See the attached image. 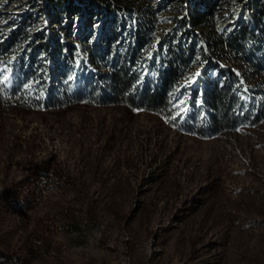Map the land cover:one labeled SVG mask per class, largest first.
Listing matches in <instances>:
<instances>
[{"label": "rangeland", "instance_id": "374dc122", "mask_svg": "<svg viewBox=\"0 0 264 264\" xmlns=\"http://www.w3.org/2000/svg\"><path fill=\"white\" fill-rule=\"evenodd\" d=\"M36 2L0 6V45L15 66L0 71V264H264V85L248 59L218 53L223 74L193 52L164 117L114 98L105 78L124 53L147 67L181 0H125L133 13L157 9L153 37L133 55L129 35L104 45L99 21L90 40L61 49L31 26L12 46V20L31 9L37 27L61 28ZM208 31L189 36L191 47ZM255 48L252 63L263 60ZM61 84L71 102L58 105ZM244 84L232 117L215 122L210 93Z\"/></svg>", "mask_w": 264, "mask_h": 264}, {"label": "trees", "instance_id": "16d2710c", "mask_svg": "<svg viewBox=\"0 0 264 264\" xmlns=\"http://www.w3.org/2000/svg\"><path fill=\"white\" fill-rule=\"evenodd\" d=\"M69 1L72 3V0H48V3L52 13L57 14L58 10H62L64 6L69 4ZM200 4L201 3L197 2L195 10L193 11L195 13H193L195 15L194 21L197 23L199 22L201 28L209 29L206 41L209 52L203 55V61L205 63L218 65L219 67V63L216 61L218 53H221L223 56H226L227 59L236 63L248 59V63L253 69L251 74L255 76V78H259L260 83L264 85V72H262V69L257 68L262 60L259 56L256 58H258L260 62H255L256 58H254L253 63L252 60H249L250 55H258L254 53L256 51L255 46L257 44H263V31L249 29L241 25L238 26L230 36L225 37L219 34L216 23L211 16L207 18L200 17L202 13L206 12L202 10ZM254 5L259 14L264 12V0H254ZM96 6L99 9H101V6H104L113 14L131 7L127 5L125 0H99ZM139 9L137 15V39L134 44L132 42L128 47V52H130L131 55L141 52L142 48L150 42V35L153 30H155L156 26L154 9L149 4L147 6L141 5ZM207 11H209V7H207ZM187 21L188 18L185 16L178 18L176 15L173 26L162 33L158 44L152 50L150 58L146 59V61L149 62L147 67L142 65L141 58L139 57L134 58L139 65V68L135 67L132 64L134 60H127V58L125 59V54L127 53L122 54L124 59L120 61L119 65L113 67L105 78L106 90L112 92L113 97L119 101L126 102L132 106L145 109L164 117L171 116L174 112V108L170 104L169 94L173 88L180 83L181 78L184 77L188 68L191 66V54L193 53V49L189 44V36L193 35L184 36L183 34V36H179V29L182 28ZM15 26L16 27L13 28L12 39L9 40L12 46L19 40L29 38L30 34L27 32V26L32 27V24L25 19L18 24L15 23ZM116 28V24H110L106 28L107 40L105 45L111 42L113 38L116 39ZM31 38H33V36ZM51 40L55 42L58 49H61L65 43L61 41L60 36L56 35ZM86 45L87 46L82 47L85 52L91 51L94 47L90 43ZM259 51L261 54L262 51ZM94 52V59H99L98 52ZM10 53L11 51L0 45V71H2V75L9 73L12 66V70H15L12 58H10ZM23 56L25 57V55ZM32 63L31 61L25 62V67L30 69L35 66L36 71L39 66H37V64L33 65ZM220 71L223 74L229 73L227 67L224 68V66L220 67ZM52 73L51 71L50 74ZM230 73L232 72L230 71ZM139 79L142 80V82H140ZM43 95L48 96L46 92ZM234 95H237L234 89H232V92H229L225 88H221L220 90L215 89L210 93L206 103L212 109L213 113L218 116L213 119L215 122L232 117L230 115V107L240 101V98H236ZM262 100H264V97ZM54 101H57L58 105L60 103L71 102L65 84H61L57 87V95ZM257 106L260 107L263 111H261V114L264 115V102H260ZM188 200L189 199H186L187 202ZM187 202H184V204H187Z\"/></svg>", "mask_w": 264, "mask_h": 264}, {"label": "bare ground", "instance_id": "6f19581e", "mask_svg": "<svg viewBox=\"0 0 264 264\" xmlns=\"http://www.w3.org/2000/svg\"><path fill=\"white\" fill-rule=\"evenodd\" d=\"M36 1H37L36 2L37 5H40V7L42 6V4L43 7H46V11H48V13L51 15V19L53 20L54 23L57 24L58 22H60L62 24L61 28L57 30V33H54V30H52L53 32H47L48 30L46 28L48 26L47 24H45L46 22H44V24L40 27L36 26L39 17L37 16V14H39L37 11L38 8L31 9L28 11V13L26 12L25 15L14 18L12 21L14 24L15 23L18 24L25 19L28 20L32 24V29L34 28L35 32H40L43 34V36H46V40L53 39L55 35L60 36L61 41L65 43L71 41V39L86 40V37L89 39L90 36L96 34V30H97L96 25L98 24L97 23L98 21L100 22V24L97 27L103 26L102 28L105 29L110 24L117 25L116 43H118L119 40H122V36L124 35H129V38L131 39L133 44L137 39L136 36L138 29L137 15L139 12L135 11L133 13L131 11L132 9L131 7L119 11V13L113 14L110 12V10L108 11V9L104 6H101V9H99L96 6L99 0H72V3H70L71 1H69V4L64 6L62 10H58L57 14H53L49 7L48 0H36ZM197 2L201 3L200 5L202 6V10L206 11L201 14L200 16L201 18H207L208 16H211L215 21L216 16H218L220 23L223 22V26H218L215 21L217 31L219 32V34H222L225 37L230 36L233 33V31L238 26L241 25L246 26L249 29L263 31L262 34L263 44L261 48L262 53L260 54V57L263 58L264 60V12L262 14H259L256 6L254 5V0H238L235 2V5L233 2H231L232 3L231 6L227 8H224L223 6L225 0H181V4L177 6V10L179 11L177 16L178 18L185 16L186 18H188V21L185 23L184 26H182V28L179 29L180 31L179 36H183V34L184 36L199 34L198 32L201 26L199 25V22L197 23L194 21L195 13L193 12L195 10ZM1 5L2 3L0 0V6ZM151 7L154 9V11H157L156 7L153 6ZM207 7H209V11H207ZM175 17L173 18L174 19L173 24L175 23ZM60 18H63V20L60 21ZM48 20L50 21L49 18ZM0 25H1V17H0ZM63 31L65 32L64 33L65 35L62 34ZM101 35L103 36L102 40H103V44L105 45L107 40L106 30L103 29ZM206 37L204 36V38L194 48L192 47L193 52L197 57L196 63L205 64L206 67H211L214 70H216L217 73H220L221 72L220 67L223 65L219 64L218 67V65L205 63L203 61V55L209 52L206 44L207 41ZM263 60L260 63V65L257 66L258 69L259 68L262 69V72H264ZM234 90L236 94L240 96L239 94L240 91H248L250 90V87L247 86V84H244L242 86L235 87ZM240 98L243 99L241 96Z\"/></svg>", "mask_w": 264, "mask_h": 264}, {"label": "built area", "instance_id": "2783aa9c", "mask_svg": "<svg viewBox=\"0 0 264 264\" xmlns=\"http://www.w3.org/2000/svg\"><path fill=\"white\" fill-rule=\"evenodd\" d=\"M156 14H157V11H155V15ZM156 25H157V15H156ZM155 29H156V27H155ZM154 34H155V32H154ZM150 37H153V34H151Z\"/></svg>", "mask_w": 264, "mask_h": 264}, {"label": "snow or ice", "instance_id": "6c2138e0", "mask_svg": "<svg viewBox=\"0 0 264 264\" xmlns=\"http://www.w3.org/2000/svg\"><path fill=\"white\" fill-rule=\"evenodd\" d=\"M5 79H7V77H5Z\"/></svg>", "mask_w": 264, "mask_h": 264}]
</instances>
